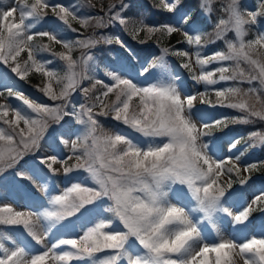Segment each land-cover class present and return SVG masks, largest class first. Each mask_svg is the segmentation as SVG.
<instances>
[{"label": "snow or ice", "instance_id": "obj_1", "mask_svg": "<svg viewBox=\"0 0 264 264\" xmlns=\"http://www.w3.org/2000/svg\"><path fill=\"white\" fill-rule=\"evenodd\" d=\"M217 4L222 15L209 34L177 11L181 0L153 5L165 14L153 25L126 16L127 0L100 4L99 15L71 2L0 0V66L21 81L40 75L43 86L35 87L46 98L14 91L0 73V184L39 179L48 197L36 211L0 206V264H264V222L250 219L264 213V185L251 201L244 188L264 161L241 168L250 149L264 146V130L225 142L230 123L264 122V0L252 8L202 0L201 9L211 16ZM113 25L141 45L180 33L177 43L194 51L163 46L149 61L100 31ZM67 32L78 36L66 39ZM217 41L225 48L204 54ZM102 43L120 50L101 69L93 49ZM169 56L205 90L190 94ZM221 82L231 85L216 87ZM77 92L82 103L73 100ZM217 107L241 115L218 118ZM109 117L136 135L105 128ZM225 220L229 236L220 229Z\"/></svg>", "mask_w": 264, "mask_h": 264}, {"label": "rangeland", "instance_id": "obj_2", "mask_svg": "<svg viewBox=\"0 0 264 264\" xmlns=\"http://www.w3.org/2000/svg\"><path fill=\"white\" fill-rule=\"evenodd\" d=\"M183 0H181L182 2ZM56 2H64V3H76V4H80L83 5L82 7V11L85 12L86 14H91V15H99L102 14L98 11L99 9V5L95 4V0H92V3L97 5L96 9H89L87 8V6L84 4V0H56ZM117 2V0H114L113 3ZM200 3H202V0H200ZM199 13L201 14H206L202 9L199 10ZM54 22V21H49ZM155 23L149 24V25H153ZM72 26L74 28H78L80 29L81 33H84V35H88L92 32V29L89 28L87 30V32H85L84 29L80 28V25L73 22ZM263 27H264V23H263ZM40 30H51L50 28L44 27L41 28ZM102 32H104L105 34L108 35H119L121 37L122 40H124L131 48L135 49L134 44H139L138 41L133 40L131 35L128 32H124L122 30V27L119 25H113L107 29H103L100 30ZM159 34H157L155 37V39L157 38ZM78 36L77 33H73V32H67L64 36V38L69 39V40H74L76 39ZM126 38H125V37ZM127 36H129L130 41L127 40ZM141 39L144 38V34L141 33L140 36ZM42 42H47L42 41ZM149 42V40H148ZM156 42V41H155ZM165 45L163 46H174L171 45L169 43H163ZM141 45V44H139ZM55 50L59 51L61 50L59 45H55ZM175 48H177L176 46H174ZM161 48V47H160ZM119 46L118 45H108V44H100L98 45L95 49H93V54L96 57V61L97 64L99 65V67L102 69L106 66L107 62L109 60H111L113 57H115L117 55V52L119 51ZM79 51L77 50L74 55L78 56L79 55ZM189 51H194V50H189ZM204 54L206 55H210L213 52H208V49H204L203 50ZM46 58H51L50 54H44ZM153 55H150L148 57V60L151 61V59L153 58ZM176 57V56H175ZM177 61H172L171 60V56L168 57V62L169 65L171 66V68L173 69V74H177L180 77V80L182 81L184 87L188 90V92L190 94H194L196 92H203L205 90V86L203 84H198L195 81H193L190 76L189 73L186 69L180 68L178 67V65L181 63V58L176 57ZM137 59L139 60L140 58L137 57ZM57 67H59V64L56 65ZM217 65H210L208 70H211L212 68L216 67ZM62 71V69H61ZM199 72V68L197 67V73ZM0 73H3V75L5 77H7V84L9 87H13L14 91H23L25 93L26 96H28L31 99H37L39 98V100L41 102H46V98L43 97V95L41 93L38 92V90L36 89V85H41L43 78L36 74L33 73L29 76L27 81H21L19 80V78H15L14 74H10V70L7 69V66H0ZM231 82H221V84L217 85L216 87H225V86H230ZM85 86H87V84H85ZM245 88L248 87L247 84L242 85ZM255 86H258L255 85ZM6 95V94H5ZM3 97H0V100H3ZM212 99V98H211ZM216 97L214 96V99H212L213 101H215ZM74 102H83V98L82 96L77 92L76 94H74L73 97ZM7 102L16 106L18 105L20 102L13 98V97H9L7 99ZM196 106L197 108L201 107L199 100L196 102ZM213 114L215 116H217L218 118L221 115H228V116H237V115H241V113L229 109V108H223V107H217ZM105 128L109 129V130H113V131H125V132H129L132 135H136L135 133H132V131L128 128H126L125 126L119 124L118 122L114 121L111 117L109 118H103L101 121ZM238 126V129L236 130H232L231 132H228V128L229 126ZM227 129H225V132L228 134L227 138L225 139V142L227 141V139H230L232 137H247V134L250 133L253 130L256 129H260V130H264V122L261 121H256L255 123H249V124H240V123H236V124H232L230 123ZM53 127H56L55 125H53ZM241 144H243V141H241ZM43 150L46 152H49L50 149H48L47 145H43ZM64 152H67V149H63ZM25 159H29V157H26ZM260 161H264V148H262V146H257L253 149H250L248 151L247 156L245 157L244 161L241 163V168L244 167V163H259ZM256 170H254L251 173L252 176V180L249 181L248 185H245L244 188L248 194V200L251 201L252 199V192L259 188L261 185H264V181L262 180V178H264V171H262L261 173H256ZM10 175V173H8ZM59 183V181H57ZM21 183L24 185L23 188H18L16 186H13L12 184H8V185H4V184H0V206L4 205V204H10L12 205L15 209L17 210H39V206L41 204H44L45 201L47 200V194L44 191H41V181L39 179L36 180L35 185H29L28 182L26 181H21ZM234 188H238L239 186L234 184L233 186ZM29 205H32L31 209H29ZM194 206V205H193ZM229 207H231L232 211L235 213L236 212V208L232 207L231 205H228ZM253 225H260L261 224V220H260V215H257L256 218H254L252 220ZM220 229L221 232L223 233L224 236H229L231 234V225L228 223L227 220H225L224 222H222L220 224ZM13 235V238L15 239V234L14 233H9ZM252 234H256L255 231L252 232ZM63 238H68V237H63ZM51 242H55V240H52ZM9 244L10 246V242H6ZM46 243H49V241H46Z\"/></svg>", "mask_w": 264, "mask_h": 264}, {"label": "trees", "instance_id": "obj_3", "mask_svg": "<svg viewBox=\"0 0 264 264\" xmlns=\"http://www.w3.org/2000/svg\"><path fill=\"white\" fill-rule=\"evenodd\" d=\"M113 2L114 0H95V4H98L99 6L100 4H104L105 6H107L108 4ZM127 2L131 5V7L125 13L126 16L134 19L143 18L144 22L147 24H152V23L156 24L158 22L165 21V14L162 12V10L153 7V5L159 4V0H127ZM243 2L246 3L249 6V8H252L257 2V0H243ZM200 9H201L200 0H183L181 2V6L178 8L177 11L179 13L186 12L191 18L190 22H195V24L200 28L202 32L211 34L214 31V25L217 21V17L221 16L222 13L218 10V4L214 5L213 14L211 16L207 14L199 13ZM263 23L264 21L261 22L262 27H263ZM129 27H131V25ZM253 31H255V29H253ZM232 38H233V34L229 33L227 39H232ZM157 39L160 40V44H157L155 42ZM205 39L206 40L213 39V36L209 35L205 37ZM127 40L130 41L129 36H127ZM182 40L183 37L180 33H174L171 37L161 36L159 34L156 39L155 37H152V39H150L149 42H147L146 44L139 45L133 43V45L135 49L141 53V56L146 58H148L152 54L158 55L160 53V47H163V45H165L163 43H169L171 45L176 46L178 49H182V50H194L185 43H177V41H182ZM224 48H225L224 43L222 41H217L214 44H208L206 49H208V52H214L216 50H222ZM172 60L177 61V58L175 56H172ZM210 98L214 99V95H212ZM237 128L238 126L230 125L227 130L231 132L232 130ZM262 148H264V146H262ZM262 171H264V167L258 168L255 172L261 173ZM233 179H235V177H233ZM261 206L264 207V205ZM258 214H260L261 222H264V213L262 212H255L250 219L253 220Z\"/></svg>", "mask_w": 264, "mask_h": 264}]
</instances>
